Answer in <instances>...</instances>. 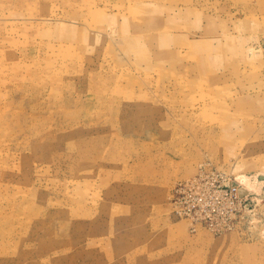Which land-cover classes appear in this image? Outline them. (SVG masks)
Returning <instances> with one entry per match:
<instances>
[{
	"label": "rangeland",
	"instance_id": "rangeland-1",
	"mask_svg": "<svg viewBox=\"0 0 264 264\" xmlns=\"http://www.w3.org/2000/svg\"><path fill=\"white\" fill-rule=\"evenodd\" d=\"M0 264H264V0H0Z\"/></svg>",
	"mask_w": 264,
	"mask_h": 264
},
{
	"label": "built area",
	"instance_id": "built-area-1",
	"mask_svg": "<svg viewBox=\"0 0 264 264\" xmlns=\"http://www.w3.org/2000/svg\"><path fill=\"white\" fill-rule=\"evenodd\" d=\"M235 191L237 192V193H239V192H241V191H243L242 189H239V188H235Z\"/></svg>",
	"mask_w": 264,
	"mask_h": 264
}]
</instances>
